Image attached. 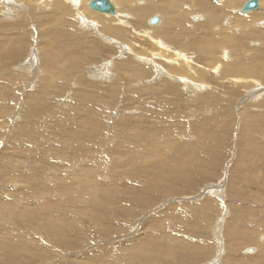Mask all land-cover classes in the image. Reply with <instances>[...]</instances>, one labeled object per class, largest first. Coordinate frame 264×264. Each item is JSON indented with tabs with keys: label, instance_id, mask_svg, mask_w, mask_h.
<instances>
[{
	"label": "rangeland",
	"instance_id": "rangeland-1",
	"mask_svg": "<svg viewBox=\"0 0 264 264\" xmlns=\"http://www.w3.org/2000/svg\"><path fill=\"white\" fill-rule=\"evenodd\" d=\"M77 1L0 0V264H264V0Z\"/></svg>",
	"mask_w": 264,
	"mask_h": 264
},
{
	"label": "bare ground",
	"instance_id": "bare-ground-1",
	"mask_svg": "<svg viewBox=\"0 0 264 264\" xmlns=\"http://www.w3.org/2000/svg\"><path fill=\"white\" fill-rule=\"evenodd\" d=\"M44 1V0H43ZM164 2L162 3V4H160V5H157V4H154V3H149V2H145V4H143L142 5V1H140V0H136V2H131V0H110V2H111V4H113L114 6V15H116V12H115V8H117L116 7V5H115V3H117V4H119L118 6H119V8L121 9V10H123V11H127L128 9H129V7L131 6V5H134L133 6V8H134V11L136 12V13H141V12H144L146 9H148V11H147V13L148 14H150V15H152V14H155V13H161L162 15H163V17H165L166 18V20L163 18V20L160 22L159 20V22H160V24H159V28L160 29H163L164 31H162V33H164V34H166V32H167V28H170V25H173V26H175L176 25V23H178V20L177 19H175L177 16H179V15H181V16H184V14H187V13H185V11H184V8L185 7H188L189 9H191V11H195V10H199V11H201V12H199V13H205L207 16H208V18H209V21H208V23L209 24H211V23H215L214 21H215V19L217 18H213V15H212V13H211V10H213L212 8H216L215 10H216V12H218V13H220V14H222V16L225 14V15H228V8L229 7H225L224 5H222V6H218V4H216V0H192L193 1V5L192 4H190V5H188L187 3L185 4V0H181V2L179 1V0H163ZM224 1V0H223ZM231 1V3H234L236 0H230ZM248 1V0H247ZM246 1V2H247ZM79 2H81L80 0H78L77 1V4L79 3ZM89 2H90V0L87 2L86 1V3L85 4H89ZM228 2H229V0H228ZM246 2H244V3H246ZM82 3V2H81ZM205 3H209L208 5L209 6H211L209 9H207V8H205V7H203L202 5L203 4H205ZM243 3V4H244ZM260 0H257V5H256V7H255V9H250L248 12H245V13H250V12H252V11H254V10H257L258 9V7H261L260 6ZM42 4V3H41ZM73 6H75V8H76V5L74 4ZM208 6V7H209ZM243 6V5H242ZM242 6H241V8H242ZM84 7H85V5H84ZM83 8V7H82ZM139 8V9H138ZM187 8V9H188ZM241 8H240V12H241ZM186 9V8H185ZM81 11V10H80ZM95 11V10H94ZM97 13H98V11H96ZM100 13V12H99ZM189 13V12H188ZM191 13V12H190ZM189 13V14H190ZM194 13V12H193ZM244 13V12H243ZM94 14V13H93ZM101 14V13H100ZM102 14H104V13H102ZM264 14V13H263ZM106 15V14H105ZM109 15V14H108ZM219 17H220V15H219ZM255 17V16H254ZM116 18H118V17H116ZM155 18V17H154ZM157 18V17H156ZM196 18L197 17H195L194 18V20H196ZM199 18V17H198ZM256 18V17H255ZM97 19V18H96ZM103 19V18H102ZM201 19V18H200ZM218 19H221V18H217V20ZM94 20V19H93ZM100 20V19H99ZM207 20V19H206ZM103 21V20H102ZM150 21V20H149ZM260 21V20H259ZM81 22V21H80ZM106 22V21H105ZM118 22H120V21H118ZM180 22V21H179ZM237 22V21H236ZM84 23V22H83ZM260 23V22H259ZM107 24V23H106ZM110 23H108V25H109ZM136 24V23H135ZM208 24V25H209ZM237 24V23H236ZM87 25V24H86ZM103 25V23L101 24V26ZM108 25H105V26H103V27H105V28H107L108 29V32H110L109 31V29L111 28H114V27H109ZM111 25V24H110ZM136 25H139V24H136ZM179 25H180V23H179ZM216 25V24H215ZM229 25V24H228ZM259 25V24H258ZM225 26V25H224ZM87 27V26H86ZM85 27V28H86ZM100 27V26H99ZM176 27V26H175ZM189 27H190V25H189ZM104 28V29H105ZM191 28V27H190ZM194 28L195 27H193L192 28V31L194 30ZM219 28V27H218ZM101 29V28H100ZM106 29V30H107ZM110 29V30H111ZM115 29V28H114ZM114 29H112L111 30V33H112V31L114 30ZM249 30V29H248ZM115 31V30H114ZM121 31V30H120ZM105 33L107 32V31H104ZM116 32H118V31H116ZM250 32V31H249ZM110 33V34H111ZM114 33V32H113ZM101 35V34H100ZM118 36H120V35H118ZM168 36V35H167ZM185 37V40H186V44L187 45H182L181 44V47L182 48H185V49H187V51H188V49H191V45H192V43L194 42V39H193V37L195 36V33H194V31L193 32H186V30H185V27L183 28L182 26H180V28L178 29V27H176V29H175V32H174V37L173 38H171V39H169L168 41L169 42H171V43H176V42H178L179 40H181V38L182 37ZM170 37V36H169ZM209 37V35L207 34V38ZM81 38V37H80ZM206 38V39H207ZM213 38V37H212ZM73 38H69V40H72ZM184 39V38H183ZM196 39V38H195ZM208 41H210L211 43H213L214 41H212V40H214V38L213 39H207ZM217 42V41H216ZM180 43V42H179ZM182 43V42H181ZM157 44H159V43H157ZM131 48V47H130ZM262 49V48H261ZM228 51V50H227ZM61 52V51H60ZM189 52V51H188ZM175 53V52H174ZM179 53V52H178ZM178 53H176V54H178ZM166 55V54H165ZM243 55V54H242ZM176 56V55H175ZM227 55L226 54H224V59H226L227 57H226ZM136 57V56H135ZM138 58H141V57H138ZM143 58V57H142ZM177 60H178V62L177 63H179V64H185V66L186 67H188V65L186 64V62H185V60L186 59H184V57H182V55L181 54H179V58L177 57ZM144 61V60H143ZM235 64V63H234ZM230 71V70H229ZM174 72V71H173ZM183 72V71H182ZM181 72V73H182ZM173 75V74H172ZM239 79V78H238ZM139 83V82H138ZM137 83V84H138ZM154 84V83H153ZM140 87V86H139ZM262 91V90H261ZM260 94H258V95H255V97H258ZM253 97V96H252ZM259 98V97H258ZM140 127V128H139ZM151 128V126H142V125H140V124H138V125H136V129H138V130H149ZM153 128V127H152ZM155 131H160V130H158V127L157 128H153ZM152 132V131H151ZM161 132V131H160ZM158 133V132H157ZM134 134L135 135H133V137H130V136H119V134H117L116 133V135L117 136H119V138H125L124 140H122V141H120L119 143H117V147H120L123 143H127V146L126 147H128V148H130L131 149V151H134V149H135V147L138 145V143L140 142V143H142V141L141 140H139L138 139V137L140 138V135L139 134H137L136 132H134ZM148 134V133H147ZM149 135V134H148ZM160 136V135H159ZM108 138H109V136H108ZM158 139H159V137H158ZM204 139V138H203ZM81 140H83L82 138L80 139V141ZM88 138L86 137L85 138V141H84V143H87L88 141ZM213 140V139H212ZM152 141V140H151ZM158 140L155 138V141L151 144V146H153V147H155V146H157L158 147V145H159V143H156ZM107 142V141H106ZM110 142V141H109ZM213 144H214V142H212ZM107 144H108V142H107ZM179 144V143H178ZM105 145V144H104ZM178 146V145H177ZM182 146V145H181ZM83 147V146H82ZM183 148V147H182ZM185 148V147H184ZM197 148H199V147H197ZM157 149V148H156ZM150 150V149H149ZM160 152V151H159ZM83 154V153H82ZM197 154V153H196ZM99 155V154H98ZM119 155V149L117 148V150L115 151V154H114V157H117ZM95 157V156H94ZM196 157V156H195ZM207 158V157H206ZM219 158V157H218ZM220 159V158H219ZM213 161V160H212ZM218 161V160H217ZM197 162V161H196ZM199 162V161H198ZM207 162V161H206ZM204 163V162H203ZM131 164V163H130ZM193 165V164H192ZM203 166V165H202ZM107 169V168H106ZM150 196V195H149ZM153 197V196H152ZM155 198V197H154ZM151 201V200H150ZM78 202H75V204H77ZM261 203H263V202H261ZM241 204V203H240ZM238 205V204H237ZM239 206V205H238ZM124 211V210H123ZM260 217L264 220V212L263 213H260ZM151 235V234H150ZM149 235V236H150ZM219 238V237H218ZM167 243H165L164 244V248L165 247H170L171 246V244H169L168 243V241H166ZM166 249V251H167V248H165ZM145 257H146V259H147V261H150L148 258H147V256L145 255ZM163 257H165V256H163ZM152 260H156V259H152Z\"/></svg>",
	"mask_w": 264,
	"mask_h": 264
},
{
	"label": "water",
	"instance_id": "water-1",
	"mask_svg": "<svg viewBox=\"0 0 264 264\" xmlns=\"http://www.w3.org/2000/svg\"><path fill=\"white\" fill-rule=\"evenodd\" d=\"M257 5V0H248L243 4L241 12H248L250 9H255ZM88 7L92 10L98 11L100 13L113 15L114 7L111 4L110 0H90ZM157 19L154 18L151 20V23H156Z\"/></svg>",
	"mask_w": 264,
	"mask_h": 264
}]
</instances>
